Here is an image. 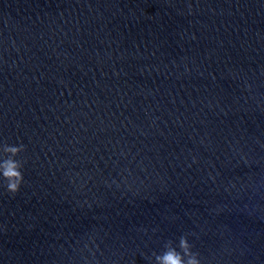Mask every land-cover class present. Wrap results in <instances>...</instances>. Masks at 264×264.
Segmentation results:
<instances>
[{"label":"water","instance_id":"obj_1","mask_svg":"<svg viewBox=\"0 0 264 264\" xmlns=\"http://www.w3.org/2000/svg\"><path fill=\"white\" fill-rule=\"evenodd\" d=\"M5 142L0 264H264V0H0Z\"/></svg>","mask_w":264,"mask_h":264},{"label":"clouds","instance_id":"obj_2","mask_svg":"<svg viewBox=\"0 0 264 264\" xmlns=\"http://www.w3.org/2000/svg\"><path fill=\"white\" fill-rule=\"evenodd\" d=\"M25 150L26 146L23 143L18 145H10L6 142L0 144V187H3L12 196L20 191L24 183L22 170L26 161L23 158L18 159V157ZM188 235H181L176 242L168 240L161 253H153L154 264H202L200 254L192 250L193 245L190 243ZM92 243H95L94 238H92ZM98 247L96 245L97 249ZM84 250L92 252L93 256L95 254L88 243H85L82 251ZM87 259L85 257V260Z\"/></svg>","mask_w":264,"mask_h":264}]
</instances>
